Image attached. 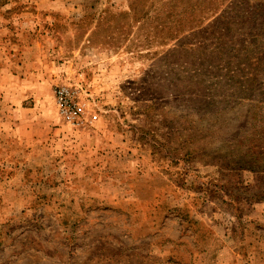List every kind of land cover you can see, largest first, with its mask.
Segmentation results:
<instances>
[{
  "label": "rangeland",
  "instance_id": "obj_1",
  "mask_svg": "<svg viewBox=\"0 0 264 264\" xmlns=\"http://www.w3.org/2000/svg\"><path fill=\"white\" fill-rule=\"evenodd\" d=\"M2 69L61 158L59 203L0 219V264H264V0H0ZM60 86L106 134L72 184Z\"/></svg>",
  "mask_w": 264,
  "mask_h": 264
},
{
  "label": "crops",
  "instance_id": "obj_2",
  "mask_svg": "<svg viewBox=\"0 0 264 264\" xmlns=\"http://www.w3.org/2000/svg\"><path fill=\"white\" fill-rule=\"evenodd\" d=\"M4 76L5 72L2 69L0 81ZM32 83L26 78L18 81V86L24 90L20 98L23 102L30 98V96L26 97V93L28 88H32ZM9 85V82L0 83V219L2 221L9 220L19 209L22 214L30 213V206L37 205L45 198L48 204L59 203L54 193H60L58 174L61 155L58 121L37 115L38 104L25 105L20 100L12 102ZM34 85L39 86V80L35 81ZM71 137L70 143H65L66 153H62L66 161L67 178L72 181L70 184L76 181L75 174L80 173L77 172L81 171L80 169L104 173L107 165L105 163L104 165L101 159L102 151H105L102 148H107L106 134L101 135L98 129H95L89 132H77ZM64 139L67 140L66 136ZM64 139L61 141L64 142ZM110 148L113 152L116 150L114 146ZM66 188L76 189L77 185ZM47 190L49 193L46 192ZM79 202L83 203L74 195L68 201L72 205H78Z\"/></svg>",
  "mask_w": 264,
  "mask_h": 264
},
{
  "label": "built area",
  "instance_id": "obj_3",
  "mask_svg": "<svg viewBox=\"0 0 264 264\" xmlns=\"http://www.w3.org/2000/svg\"><path fill=\"white\" fill-rule=\"evenodd\" d=\"M83 90L60 86L55 90V102L62 122L75 131H91L98 117L89 101L82 98Z\"/></svg>",
  "mask_w": 264,
  "mask_h": 264
}]
</instances>
